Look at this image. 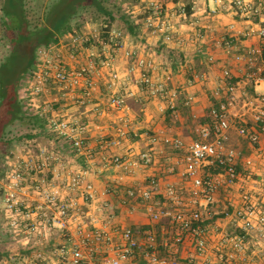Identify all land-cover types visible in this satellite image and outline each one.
<instances>
[{"label":"built area","instance_id":"2783aa9c","mask_svg":"<svg viewBox=\"0 0 264 264\" xmlns=\"http://www.w3.org/2000/svg\"><path fill=\"white\" fill-rule=\"evenodd\" d=\"M237 4L244 8L247 6L244 0H237ZM148 8L152 12L146 17L147 26L163 31L167 40L173 39L172 24L164 7L158 1L150 0ZM178 13L185 15L186 5L179 4ZM257 32L262 39V47H249L233 53L235 60L244 68L243 76L236 78L231 69H224L221 84L214 90L217 102L212 104L209 112L211 122L197 127L199 138L185 143L180 137L151 136L153 142L162 140L186 149L181 160L184 163L181 174L190 184L187 187L173 183L167 185L166 195L173 208L155 207L151 202L152 196L160 189L156 176L148 177L144 186L127 191V199L142 198L146 201L145 207L151 219L160 221L163 217L169 218L175 231L164 233L159 240L157 232L149 226L141 231L131 226L120 228L107 222L101 226H89V220L79 213L78 200L80 193L85 200L95 198V186L87 178L88 169L71 170L61 156L40 145L37 150L15 154L8 161L2 197L6 225L10 229H25L38 242L45 243L31 251L33 257L10 264H185L177 255L186 240L193 245L187 258L190 264H254V260L246 255L245 242L247 234L256 230L263 239L261 251L264 254V203L259 202L254 193L242 184H239V200H233V186L238 184L240 175L237 166L243 155L241 150L231 145L230 129L235 125L238 133L258 150L255 145L259 143V135L254 126L264 133V90L251 93L247 89L248 85L264 81V22ZM110 34V41L104 42L103 50L111 46L113 49L125 48L127 56L135 54L133 49L125 47L120 30L113 29ZM71 40L77 46L87 40V36L72 35ZM225 42L227 51L231 52V41L225 39ZM62 47L59 44L39 48L37 70L32 79L34 95L45 94L50 87L56 86L57 92L51 97V103L71 99L74 104L86 105L97 91L94 75L98 64L110 74L109 88H115L119 83L120 74L113 66L111 52L101 57L98 63L99 52L88 48L84 53L85 60L72 63L65 57ZM75 56L72 52L71 57ZM208 59L213 62L215 57L209 55ZM153 67L152 60L138 56L130 70L138 69L139 79L149 92L162 95L167 99V107L174 109L178 93L170 91L165 80L153 79L150 71ZM188 99L190 102L192 97ZM107 101L116 110L126 106L122 94H112ZM39 114L47 119V129L77 150H86V124L78 116L62 115L52 106H44ZM125 134L126 129L120 128L116 136L104 139L102 144L108 147L119 145ZM104 160L107 163L108 157L104 156ZM244 160L248 166L254 163L252 156ZM151 162L149 151L139 153L138 158L113 155L109 159V163L123 168L124 172H133ZM212 164L221 165L222 169L214 174H205V167ZM30 176L35 178L29 180ZM247 178L252 176L249 174ZM222 187L226 190L231 188L233 206V211H229L227 204L223 210L225 216L233 217L242 233L228 232L216 224L210 227L205 222L204 209L218 200L217 194ZM29 189L33 191V197L28 202L24 196ZM212 235L216 237L215 243L210 241Z\"/></svg>","mask_w":264,"mask_h":264},{"label":"crops","instance_id":"0c3cea01","mask_svg":"<svg viewBox=\"0 0 264 264\" xmlns=\"http://www.w3.org/2000/svg\"><path fill=\"white\" fill-rule=\"evenodd\" d=\"M139 1L137 2L144 8V16L138 21H144L146 24V17L152 12L148 8L150 0ZM160 1L166 5L164 9L172 24L173 39L167 40L163 31L154 30L146 24V27L151 30L148 33H161L164 36V42H160L161 46L158 49L150 47L154 50V57L143 52L147 44L145 39H142L146 43L144 46L136 47L134 42H129L124 35L125 47L134 50L133 56H127L125 48L113 49L111 46L104 50L102 48L106 56L112 53L113 66L120 74L119 83L115 88H109L110 74L107 69L98 64L94 75L97 91L93 100L85 105L82 115L75 114L71 99H61V101L51 103V97L57 92L56 86L50 87L51 94L45 93L38 96L47 98V101L44 100L45 106H52L62 115H76L82 123L86 124L85 136L88 144L86 150H77L58 135L56 139L51 140L55 146V149L51 150L61 156L71 170L88 169L87 178L96 189L95 198L91 200L93 203L89 206L86 217L91 227L101 226L106 222L120 228L131 226L134 229L148 226L153 228L157 224L161 227L163 234L174 231L164 228V220H169V218L163 217L160 221L151 219L145 207V200L126 198L130 188L142 187L146 184L148 177L156 176L160 189L152 196L151 202L155 207L173 208V204L166 195L167 185L173 183L187 187L190 184L183 179L181 174L184 166L181 160L186 149L175 147L162 140L153 142L151 136L157 134L180 137L185 143L199 138L197 127L211 122L209 112L217 99L214 90L221 84L224 69H231L236 78L243 76L244 68L235 60L233 53L249 47L261 48L263 44L257 31L264 22V0H244L246 8L237 4V0ZM179 4H190V14L178 13ZM67 36H70L71 41L72 35ZM225 39L231 41L233 47L231 52L227 51ZM60 42L65 46L62 40ZM72 45H74L73 42ZM88 48L85 49L88 50ZM91 48L97 50L95 47ZM209 55L215 57L213 62L209 61ZM138 56L153 61L154 67L150 71L154 80H165L170 91H177L178 97L174 109L167 107V99L162 95H153L149 92L147 86L139 79L138 69L130 70ZM100 61L101 57L98 58V63ZM159 63L164 65V70L161 69L163 65L160 67ZM168 76L170 78H167ZM247 90L251 93L264 90V81L256 85H248ZM107 91L108 93H105ZM116 93L122 94L125 98L126 106L122 110L113 109L108 104V98ZM189 97H192L190 102ZM32 99H35V96ZM41 104L39 103V106ZM120 128L126 129L122 142L112 147L104 146L103 140L116 136ZM254 128L259 135V143L255 145L258 148L257 151L246 137L238 133L235 125L230 129V143L241 150L243 155L237 166L240 175L237 180L238 184L233 186L235 192L233 200H239V184H242L254 193L259 202L264 203V133L257 126ZM37 137L32 139L31 144L38 148L44 144ZM32 149L28 148V151ZM143 151L150 152L152 162L137 167L133 172H124L123 168L109 163L113 155L138 158L139 153ZM104 156L108 157L107 163ZM247 156L254 158L252 166L246 165L244 158ZM172 167H174L173 171ZM214 168L213 164L206 166L205 174L217 173ZM249 174L252 178H247ZM230 189L226 190L222 187L217 194L218 200L204 209L205 222L210 227L216 224L228 232L240 233L241 228L238 222L231 216L227 218L223 211L227 204L228 210L233 211ZM227 196L228 200H226ZM78 200L80 203L85 201L81 193ZM210 241L215 243L216 237L212 235ZM262 242L263 239L259 237L256 230L247 234L245 242L247 257L254 260L256 258L254 256H257L260 259L259 261L255 259L254 264H264V254L261 251ZM192 249V242L186 240L178 253L185 264H190L187 258ZM228 249H230L229 245ZM8 256L9 254H4L3 258L6 259ZM31 257L33 254L29 249L26 253H21L19 260ZM8 258L5 262L12 263L13 261H9ZM3 261L2 259L0 263Z\"/></svg>","mask_w":264,"mask_h":264},{"label":"trees","instance_id":"16d2710c","mask_svg":"<svg viewBox=\"0 0 264 264\" xmlns=\"http://www.w3.org/2000/svg\"><path fill=\"white\" fill-rule=\"evenodd\" d=\"M127 2L129 0H52L45 8L46 22L39 25L33 24L26 0H2L0 28H5L3 35L7 37L10 48L0 61V178L5 180L7 177L8 161L14 156L9 153L13 142L21 138L32 140L37 136L33 132L35 128L47 127V119L39 114L45 104L33 109L27 105L29 99L24 101L20 93L24 80L28 78L29 84L25 88L34 97L30 80L37 70L39 48L42 45H59L62 37L79 34L84 22L79 19L85 11L89 13L90 20L97 24L99 33L87 36V40L78 46L83 52L85 48L95 47L99 52L98 58L106 57L102 48L105 41H110V32L116 21H122L133 35L138 32L141 17H134L131 11L125 9ZM158 2L166 7L165 3ZM186 10L190 14V4H186ZM17 125H27L29 128L19 135H10ZM221 169V165L215 164L214 171ZM2 191L3 183L0 182V196ZM3 256L4 253L0 251V261Z\"/></svg>","mask_w":264,"mask_h":264},{"label":"rangeland","instance_id":"374dc122","mask_svg":"<svg viewBox=\"0 0 264 264\" xmlns=\"http://www.w3.org/2000/svg\"><path fill=\"white\" fill-rule=\"evenodd\" d=\"M51 1L52 0H26V6L28 9V13H29L31 20L33 21V24L42 25L43 23L46 22L44 18V12H45V8L48 6V4ZM137 1L140 2L139 0H129V2L126 3L125 9H127L128 11H131L134 17H138V16L143 17L144 16L143 5H141ZM1 4H2V0H0V15L2 14ZM79 20L80 21L84 20V22L81 25V30L78 31V33H80L81 35L89 36V35H97L99 33V28L97 24H95V22L90 20L88 12L83 11L81 13V17ZM74 23L75 21L73 22V24ZM3 29L5 28H0V61L2 57L5 55V53L7 52V50L10 48V43L8 42L7 37L3 35ZM113 29L120 30L129 42L130 41L134 42V45H136V47L144 46V44L147 43L145 46L146 48L143 49V52L151 57H154L155 53H153L154 50L150 49V47L158 49L159 46H161L160 42L161 43L164 42L163 40L164 36L161 33H151V34L148 33V32H151V30L148 27H146V24L144 23V21L139 22V28H138L137 35H133L132 32L129 30V28L125 26V24L120 20L116 21V24L113 27ZM69 37L70 36H67V37L65 36L61 38L62 42L65 44V46L62 47V52L64 53L65 57L70 59L72 63H79L84 60V52L79 46L72 45V40L70 41ZM142 39H145L146 43H144ZM72 52L74 55H76L73 58L71 57ZM158 65L162 67L163 64L159 63ZM161 69L164 70V65ZM31 82L32 81L30 80V84ZM27 83L29 84L28 78L24 80L20 93L24 101H28L29 99L28 101L29 104L27 103L29 107H32L33 109H37L39 108V103H45L44 100L47 101V98L38 97L34 95L35 99H32L33 95L29 93L31 91L27 92V89L25 88V85H27ZM50 91H51V88L48 89L47 94H51ZM105 93H108V91ZM28 94H30L29 95L30 98ZM72 105L75 108V111H76L75 114L82 115V113H84L83 110L85 108V105H82V104L80 105L76 103L75 104L72 103L71 106ZM66 107H70V105H66ZM106 111L108 110L106 109ZM28 128L29 127L27 125L14 126L13 127L14 131L11 132L10 135L12 136L19 135L21 133L26 132ZM33 132L37 133L38 137L37 136L36 137L38 138V140L40 139L39 141L43 142L44 145H51V146H48L49 149H52V150L55 149V146H53V144L51 143V140L56 137V133H54L53 131L47 128H35ZM31 141L32 140L30 139L27 140L25 138H21L18 141L15 140L9 148V153H12L14 155L19 154V153L24 154L28 151V148H33L32 150H37L36 145L31 144ZM29 178H30L29 180H31V178H35V177L30 176ZM4 181L5 180L3 178H0L1 183H4ZM32 197H33V191L29 189L26 195L24 196V198L29 202ZM92 203L93 201L91 200H85L84 202L80 203L79 213L81 217L87 219L86 218L87 212L89 210V206ZM6 224L7 222H6V213L3 207V197L0 196V251L3 252L4 254H7V255L9 254L8 256L9 258L8 257H6V259L2 258L4 261L0 264H7L5 262L7 258L9 261H13V262L19 261V256L21 255V253H26L29 249L32 251L37 246L45 243V241L38 242L35 236L26 232L25 229H22V228L21 229L20 228L10 229ZM163 225H164V228L166 229L168 228V230L170 229V230L175 231V226L170 222V220L168 219L164 220ZM143 228L144 227L137 228V230L141 231ZM153 228L157 232L158 238L160 240L163 235L161 227L155 224ZM160 252H163L161 248H160ZM254 257H256L255 259L257 261L260 260L257 256H254Z\"/></svg>","mask_w":264,"mask_h":264}]
</instances>
